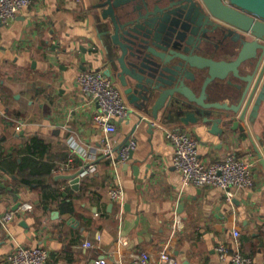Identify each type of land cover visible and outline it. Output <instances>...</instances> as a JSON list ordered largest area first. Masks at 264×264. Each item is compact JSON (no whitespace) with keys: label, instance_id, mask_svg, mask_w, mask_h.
I'll return each instance as SVG.
<instances>
[{"label":"crops","instance_id":"0c3cea01","mask_svg":"<svg viewBox=\"0 0 264 264\" xmlns=\"http://www.w3.org/2000/svg\"><path fill=\"white\" fill-rule=\"evenodd\" d=\"M98 3L33 0L10 25L0 20V264H8L6 257L21 247L48 251L45 264H94L119 237L142 251L168 238L173 213L184 221L177 248L180 264H227L216 246L232 238L213 228L230 213L225 193L217 187L182 185L173 166L174 146L167 139L173 130L199 142L205 163L230 155L255 162V185L236 191L235 203L241 208L242 253L254 264H264L263 65L234 114L243 130L238 127L231 138L221 135L223 124L200 120L186 126L164 120L162 112L155 119L131 104L119 80L111 78L129 107L128 117L117 122L114 141L120 148L134 139L133 158L117 171L98 164L96 172L80 176L77 187L62 178L100 154V139L92 127L99 105L77 82L83 71L105 73L113 56ZM212 100L222 98L212 95ZM69 160L70 166L58 173ZM115 183L126 191L120 218L121 208L108 196ZM25 204L31 205L27 211ZM8 212L15 217L4 224L1 218ZM86 242L94 246L86 247Z\"/></svg>","mask_w":264,"mask_h":264},{"label":"water","instance_id":"95a60500","mask_svg":"<svg viewBox=\"0 0 264 264\" xmlns=\"http://www.w3.org/2000/svg\"><path fill=\"white\" fill-rule=\"evenodd\" d=\"M96 8L114 50L104 74L131 104L186 126L223 124L226 138L243 130L234 114L264 69V0H99ZM82 172L62 178L77 187Z\"/></svg>","mask_w":264,"mask_h":264},{"label":"built area","instance_id":"2783aa9c","mask_svg":"<svg viewBox=\"0 0 264 264\" xmlns=\"http://www.w3.org/2000/svg\"><path fill=\"white\" fill-rule=\"evenodd\" d=\"M33 0H0V20L4 25H10L17 15L28 9ZM81 91L95 99L99 105L94 115L92 127L100 139V154L83 168L80 176L90 175L97 170L98 164H109L112 171L126 165L136 148V141L129 140L125 145L116 148L114 136L117 132V122L129 115V107L122 91L113 80L102 72L83 71L78 76ZM167 139L174 146L173 166L181 174L184 187H217L224 191L225 201L230 206V213L225 220L214 224V230L219 234L229 233L231 242L220 241L216 246L219 258L227 264H254L253 259L242 253L240 237L243 227L239 221L241 208L235 203L236 191L251 189L255 185V162L250 159L228 156L224 161L205 163L199 156V142L189 133L169 131ZM77 151V150H75ZM72 160L62 165L61 173L67 169ZM108 196L113 203L121 208V217L126 203V191L122 184L115 183L108 190ZM31 205H23L25 211ZM14 213L8 212L2 216L4 224L14 219ZM184 228L183 217L173 213L168 218L169 236L164 241L148 246L145 250L131 249L128 241L119 237L113 243L111 251L94 264H180L177 248L180 233ZM92 248L91 242L85 243ZM48 251L42 248L21 247L6 257L8 264H45Z\"/></svg>","mask_w":264,"mask_h":264},{"label":"flooded vegetation","instance_id":"af4514ba","mask_svg":"<svg viewBox=\"0 0 264 264\" xmlns=\"http://www.w3.org/2000/svg\"><path fill=\"white\" fill-rule=\"evenodd\" d=\"M194 15H195L196 17L200 16V15L198 14V11H197V10H193V11H192V17H193Z\"/></svg>","mask_w":264,"mask_h":264},{"label":"rangeland","instance_id":"374dc122","mask_svg":"<svg viewBox=\"0 0 264 264\" xmlns=\"http://www.w3.org/2000/svg\"><path fill=\"white\" fill-rule=\"evenodd\" d=\"M222 31L224 32V30H222ZM223 32H222V33H223ZM225 33H226V32H224V34H225ZM232 34L234 35V33H232Z\"/></svg>","mask_w":264,"mask_h":264}]
</instances>
